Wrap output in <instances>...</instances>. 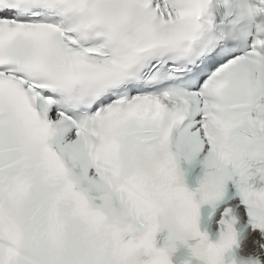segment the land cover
I'll list each match as a JSON object with an SVG mask.
<instances>
[{
    "label": "snow or ice",
    "instance_id": "snow-or-ice-1",
    "mask_svg": "<svg viewBox=\"0 0 264 264\" xmlns=\"http://www.w3.org/2000/svg\"><path fill=\"white\" fill-rule=\"evenodd\" d=\"M193 262L264 264V0H0V264Z\"/></svg>",
    "mask_w": 264,
    "mask_h": 264
}]
</instances>
